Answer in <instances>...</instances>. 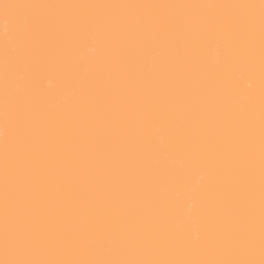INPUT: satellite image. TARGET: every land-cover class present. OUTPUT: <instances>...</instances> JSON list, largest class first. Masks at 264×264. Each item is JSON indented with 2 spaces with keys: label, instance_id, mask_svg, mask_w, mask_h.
Segmentation results:
<instances>
[{
  "label": "bare ground",
  "instance_id": "bare-ground-1",
  "mask_svg": "<svg viewBox=\"0 0 264 264\" xmlns=\"http://www.w3.org/2000/svg\"><path fill=\"white\" fill-rule=\"evenodd\" d=\"M0 264H264V0H0Z\"/></svg>",
  "mask_w": 264,
  "mask_h": 264
}]
</instances>
